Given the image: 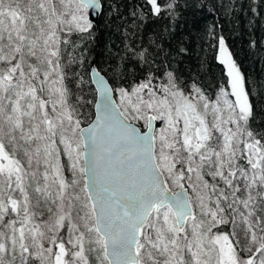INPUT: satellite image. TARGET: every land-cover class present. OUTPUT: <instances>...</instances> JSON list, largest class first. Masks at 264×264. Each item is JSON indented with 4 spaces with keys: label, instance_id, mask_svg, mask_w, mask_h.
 I'll use <instances>...</instances> for the list:
<instances>
[{
    "label": "snow or ice",
    "instance_id": "obj_1",
    "mask_svg": "<svg viewBox=\"0 0 264 264\" xmlns=\"http://www.w3.org/2000/svg\"><path fill=\"white\" fill-rule=\"evenodd\" d=\"M104 2L97 58L85 13L102 0H0V264H92L96 249L98 264H264V79L246 81L219 23L264 27L257 0H145L167 21L147 37L139 4ZM193 38L226 68L215 101L180 74Z\"/></svg>",
    "mask_w": 264,
    "mask_h": 264
},
{
    "label": "trees",
    "instance_id": "obj_2",
    "mask_svg": "<svg viewBox=\"0 0 264 264\" xmlns=\"http://www.w3.org/2000/svg\"><path fill=\"white\" fill-rule=\"evenodd\" d=\"M164 0H158V4L163 5ZM102 12L98 21V24L93 25V30L98 36V42L100 47L94 49L93 54L100 57L101 52L103 51V44L109 38L110 32L107 27L108 23V7L104 0H102ZM139 4L140 8L147 15L148 20L144 27V34L147 37V34L151 32L153 29H159L160 26L167 21L165 20H157L153 19V13L151 11L150 4L146 3L145 0H131V4L128 3V0H124L123 12L125 15L128 14L129 8L134 7ZM257 9L260 11L261 16H264V9L259 7V0H257ZM252 14L249 12L248 16ZM247 16L239 17V27H235L233 23H231L228 19L223 16L220 17L219 23L222 25L220 29L223 34L225 41L228 45L229 51L232 52L233 58L237 61L239 67L241 68L242 73L246 77V81L248 78H251L255 81H260L264 79V47H261V42L264 41V27H261V19L260 17L255 18V24L253 27L249 28L246 26ZM212 20L211 15L201 14L199 20L197 21L196 27L197 29H202L206 23ZM191 22V18L189 19V23ZM184 32H187V27L184 29ZM177 35H181L180 32ZM252 40L256 41V47L250 48V42ZM214 43V41H213ZM190 49H194L191 56L187 57L183 64L180 65V74L184 81L185 85H190L192 82V75L196 76V83L202 89L205 96H207L210 100H215L217 93L221 86H228V78L226 76V68L221 65L218 61V52L209 46V42L198 41L193 38L192 42L188 45ZM206 57L205 67L201 70L199 68V57ZM191 70V72L189 71ZM120 86L128 87L126 82L122 83ZM247 86V84H246ZM188 88H185V91H188ZM97 94V93H96ZM117 102L118 93L116 94ZM264 101V97L261 98ZM254 111L256 110V102L253 100ZM261 116L262 120H264V112L257 113ZM94 117V108L88 110V115L85 118L88 122H90ZM136 122V121H135ZM139 126L142 124V121L136 122ZM159 121H157L158 125ZM84 123L82 125H86ZM264 126V125H262ZM145 128V127H144ZM142 128V129H144ZM6 146L11 151V147L7 144ZM33 186H35V182H33ZM82 195V193H81ZM84 201L82 198L79 202L76 203V209L83 215L86 212V208L83 207ZM44 208V205H41ZM53 210H55L54 206ZM39 219V218H38ZM43 219H48V213L45 209V214ZM215 230V229H214ZM19 255L16 256L15 260L12 261V264L18 261ZM11 260V257H8ZM93 264H98L97 258L92 259Z\"/></svg>",
    "mask_w": 264,
    "mask_h": 264
},
{
    "label": "rangeland",
    "instance_id": "obj_3",
    "mask_svg": "<svg viewBox=\"0 0 264 264\" xmlns=\"http://www.w3.org/2000/svg\"><path fill=\"white\" fill-rule=\"evenodd\" d=\"M86 15H87V17H88V19H89V15H88V12H86L85 13ZM41 19H43V17H41ZM227 44V43H226ZM228 46V45H227ZM228 87V86H227ZM227 87H225V88H227ZM219 91H220V89H219ZM219 91H218V93H217V96H218V94H219ZM217 96L215 97V100L217 99ZM231 98V97H230ZM232 99H234V98H232ZM119 100V99H118ZM215 100H213V101H215ZM118 103H119V101H118ZM135 122V121H134ZM142 123H143V121H142ZM162 126V121H159V123H158V127H157V129H159L160 127ZM10 151V150H9ZM187 186V185H186ZM174 190H176V189H174ZM81 198H82V200L84 201V204L86 203V201H85V199H84V196H83V193H82V195H81ZM86 210V212H87V209H85ZM85 212V213H86ZM84 215V214H83ZM215 231V230H214ZM89 236H90V238L91 239H95V234H89ZM48 245L45 243V247H47ZM86 247H88V248H90V249H96V245L93 243V244H90V245H86ZM88 256H89V259L92 261V259L93 258H97L99 255H100V251H99V249H96L95 251H89L88 253ZM154 255H157V258H159V259H163V257H159L158 256V254H156V253H154ZM97 262H98V260H97ZM14 264V263H13ZM15 264H21V261H20V257L18 258V261L15 263ZM92 264H93V261H92ZM210 264H215V254L213 253L212 254V260L210 261Z\"/></svg>",
    "mask_w": 264,
    "mask_h": 264
},
{
    "label": "water",
    "instance_id": "obj_4",
    "mask_svg": "<svg viewBox=\"0 0 264 264\" xmlns=\"http://www.w3.org/2000/svg\"><path fill=\"white\" fill-rule=\"evenodd\" d=\"M101 10H102V8L99 9V10H97V9H89L87 11L88 12V15H89V20L93 23V25L98 24V21H99L101 12H102ZM96 13H99V14H96ZM98 100H99V93L97 92V94H96V101L98 102ZM113 100H114L115 103H118L117 102V99H116V94L113 95ZM95 116H96V110L94 109V117H93V119L90 122H93L95 120ZM132 123L136 124L137 127H139V125L136 122L132 121ZM155 123H156V127H158L157 121ZM87 126H88V124L82 125V127H87ZM141 131L142 132H146L147 131V128L141 129Z\"/></svg>",
    "mask_w": 264,
    "mask_h": 264
}]
</instances>
